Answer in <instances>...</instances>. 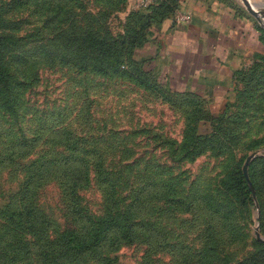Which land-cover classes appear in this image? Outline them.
<instances>
[{
    "label": "rangeland",
    "instance_id": "1",
    "mask_svg": "<svg viewBox=\"0 0 264 264\" xmlns=\"http://www.w3.org/2000/svg\"><path fill=\"white\" fill-rule=\"evenodd\" d=\"M155 4L0 0V264H264V60L212 109L172 90L141 45L156 88L131 58L92 50Z\"/></svg>",
    "mask_w": 264,
    "mask_h": 264
},
{
    "label": "crops",
    "instance_id": "2",
    "mask_svg": "<svg viewBox=\"0 0 264 264\" xmlns=\"http://www.w3.org/2000/svg\"><path fill=\"white\" fill-rule=\"evenodd\" d=\"M180 14L189 19L179 20ZM261 28L237 0H183L176 18L155 28L142 52L172 90L205 96L215 109L234 90L235 73L264 54Z\"/></svg>",
    "mask_w": 264,
    "mask_h": 264
},
{
    "label": "trees",
    "instance_id": "3",
    "mask_svg": "<svg viewBox=\"0 0 264 264\" xmlns=\"http://www.w3.org/2000/svg\"><path fill=\"white\" fill-rule=\"evenodd\" d=\"M156 2L157 8L154 9L152 15L146 16V18H149L148 20L151 21L150 23H144L141 25L139 30H133V34L128 35L125 34L123 37L109 41V40H99L92 38L91 40V48L92 50L94 49H99V53H103L105 55L108 54V56L112 55L114 52H117L118 55L113 57L114 62H117L118 65H122L125 67V59L127 57L131 58L133 62L137 64V67H139V71L136 72V74L130 75L132 76L135 80L140 82L143 85H146L150 88H156L159 86L158 80L152 76L151 72L149 70H145V61L142 59L141 60H135V51L138 49V46H144L150 36V27L153 26L154 23L159 24L160 26L163 21L167 18H176L178 12L181 9V5L183 0H154ZM235 4V2L233 1ZM143 18V17H142ZM145 20V19H144ZM153 22V23H152ZM263 31V39H264V29ZM7 36H3L0 34V45H2L4 42L7 41ZM0 47V83H4V78L7 75V69L4 68V56L1 52ZM261 60H264V54L260 56ZM103 65L100 66H94L92 69L95 72L98 73H106L107 70L105 69ZM240 71V70H239ZM238 71V72H239ZM124 72H127V70H124ZM167 92H172L169 88H167ZM248 180L244 174L241 175V178L239 180V185H237V192H239V196L242 198H245L247 200L251 199V189L249 185L247 184ZM101 235V232L97 230L93 236V241L97 242L99 237ZM91 244V243H90Z\"/></svg>",
    "mask_w": 264,
    "mask_h": 264
},
{
    "label": "water",
    "instance_id": "4",
    "mask_svg": "<svg viewBox=\"0 0 264 264\" xmlns=\"http://www.w3.org/2000/svg\"><path fill=\"white\" fill-rule=\"evenodd\" d=\"M241 1L244 4V6L246 7L247 11L253 17H255L260 23H263L264 17H263V15H261L260 13H258L257 10L254 8V6H253L254 0H241ZM257 1H258V3H263L261 0H257ZM249 162H250V159H248L246 161V165L243 168L244 174H245V176H246V178H247L248 181H250L249 175H248V171H247L248 170V167L247 166H248ZM256 235H257L258 240H260V241L263 240V238L261 237V234H260L259 231L256 232Z\"/></svg>",
    "mask_w": 264,
    "mask_h": 264
},
{
    "label": "built area",
    "instance_id": "5",
    "mask_svg": "<svg viewBox=\"0 0 264 264\" xmlns=\"http://www.w3.org/2000/svg\"><path fill=\"white\" fill-rule=\"evenodd\" d=\"M151 2V0H138V4H140L141 6H147L149 3ZM179 20L182 21H187L189 19L188 15H179L178 16Z\"/></svg>",
    "mask_w": 264,
    "mask_h": 264
}]
</instances>
